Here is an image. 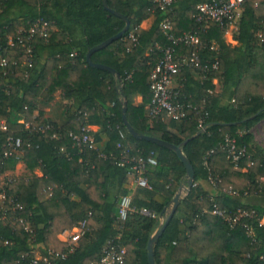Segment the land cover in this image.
<instances>
[{
	"label": "trees",
	"instance_id": "1",
	"mask_svg": "<svg viewBox=\"0 0 264 264\" xmlns=\"http://www.w3.org/2000/svg\"><path fill=\"white\" fill-rule=\"evenodd\" d=\"M199 2L178 1L165 13L152 12L151 0H106L109 9L129 20L130 28L91 54L90 60L113 69L117 78L88 65L85 59L89 49L125 25L104 9L102 0H0V60L6 62L0 66V120L11 135L22 140L21 161L31 172L0 183V191L6 189V201L0 204V264H30L35 246L43 248L41 257H47L50 264H91L108 241L125 249V264H148V241L159 227L158 217L165 220L176 193L186 187V170L174 151L127 132L121 119L124 103L127 121L137 134L175 146L188 140L181 149L192 166L193 185L154 244L155 264H264V227L257 222L264 217V207L243 202L248 197H264V150L250 132L264 121V83L255 94H236L243 77L256 65L255 51H264V0L243 5L233 34L236 45L225 41L215 23L200 26L194 22L192 15ZM165 16L177 36L198 30L204 45L199 52L201 62L218 61L216 70L205 73L201 67L187 66L175 76L179 100L190 106L180 121L147 116L149 71L160 56L155 46L167 44L159 29ZM39 18L57 31L51 30L47 40L34 38L28 56L26 43L17 40V31ZM148 19L151 26L142 29L141 23ZM130 32L135 42L127 39ZM212 43L217 54L209 50ZM214 80L233 95L231 105H220ZM57 90L63 101H71L61 125L37 109L40 100H48ZM136 97L141 98L138 105ZM200 119L204 130L198 134ZM86 125L98 127L90 132L98 151H80L73 145L70 134L80 136ZM7 134L0 131V176L14 171L20 160L17 154L4 157ZM225 135L245 148L238 170L223 147ZM119 143L130 147V156L152 157L156 162L145 172L150 189L136 187L131 196L132 206L155 213V219L139 214L118 217L120 201L130 188L128 165L119 166L109 157L119 158L123 149L117 148ZM209 151L212 154L205 165ZM98 152L108 158H100ZM36 169L41 176L33 174ZM211 179L214 192L206 193L197 183ZM228 190L236 195H229ZM213 204L228 215L254 211V218L243 219L252 226L253 235L240 227L230 228L208 213ZM81 220L86 221L84 233L68 251L58 236ZM49 251L65 255L55 257Z\"/></svg>",
	"mask_w": 264,
	"mask_h": 264
},
{
	"label": "built area",
	"instance_id": "2",
	"mask_svg": "<svg viewBox=\"0 0 264 264\" xmlns=\"http://www.w3.org/2000/svg\"><path fill=\"white\" fill-rule=\"evenodd\" d=\"M178 1H191V0H151L152 12L158 10L161 12H171L174 5ZM200 2L195 6V12L192 15L194 22L200 26H205L210 22L215 23L218 28L222 31L223 35L235 33L237 30V22L243 11V5L247 1L257 0H199ZM52 25L39 18L35 20L28 28H19L17 40L20 43H26L25 53L30 56L32 48L30 42L34 38L47 40L50 36ZM159 29L161 34L164 36L167 44L164 47L156 45V50L160 53L153 66L149 71V91L151 94V100L147 106V116L149 119H155L161 115H164L166 120L180 121L185 119L186 110L190 108L189 105L180 102V90L179 86H176L175 76L180 72L183 67H201L203 72L207 73L211 70H216L218 67V61L216 58L213 61L206 60L201 62L199 52L203 48V42L198 35V30L183 33L182 35H175L173 26L170 19L165 16L159 23ZM127 39L135 42L136 38L133 33L130 32ZM8 43L13 45L11 38L8 39ZM180 46L185 48H192L193 51L190 53L183 52ZM217 46L212 43L209 46V50L217 54ZM71 56H75L73 53ZM6 62L4 59L0 60V66L4 67ZM127 78H130L128 76ZM233 102V101H232ZM199 127L201 130L204 129L202 126V119L199 120ZM26 128L30 127V124L25 125ZM89 125L81 128V135H71L73 145L80 151L83 149L97 150V143L94 141L90 134ZM0 131L8 133L5 139V151L4 157L20 152L22 147V140L18 137H14L8 131L7 125L4 120H0ZM55 136L53 135V138ZM120 138L123 139L124 135L120 132ZM29 147V145L27 144ZM223 147L226 149L227 157L234 164V169L238 170V163L246 155L245 148L238 147L235 138L225 135ZM117 148H123L119 158H116L113 154H110L111 159L117 160L119 166L128 165L127 178L131 180V186L129 188V195L122 197L118 217L125 219L128 214H139L151 219L157 218V215L147 209H137L131 205V196L136 187H142L150 189L145 172L149 167L155 166L156 162L152 157L147 159L141 156H130V147L122 144H117ZM212 154V151L206 153L204 158V164L207 165V159ZM100 158H108L104 153L98 152ZM211 185L214 187L215 182L209 180ZM188 193L186 187L180 188V198H184ZM229 195H236V193L228 190L226 191ZM0 199L2 203L6 201V189L0 191ZM13 201H11L12 203ZM213 216L219 217L226 223L230 228L240 227L246 230L248 236L253 235V228L243 222V219H252L255 217L254 211H241L238 210L233 214H226L225 211L220 210L215 204L212 205V209L208 211ZM3 219V217H2ZM159 223L164 221L163 218L158 217ZM258 225L264 227V217L257 219ZM86 226V221L81 220L77 225L70 230V232H63L64 243L67 244L68 251H71L83 235ZM49 255L55 257H64L65 254L54 253L49 251ZM30 264H50L47 257L33 256ZM91 264H125V249L122 248L116 241H108L102 249L101 256Z\"/></svg>",
	"mask_w": 264,
	"mask_h": 264
},
{
	"label": "crops",
	"instance_id": "3",
	"mask_svg": "<svg viewBox=\"0 0 264 264\" xmlns=\"http://www.w3.org/2000/svg\"><path fill=\"white\" fill-rule=\"evenodd\" d=\"M152 20L148 19L144 22L141 23L140 27L142 29H148L151 26ZM53 32L57 31L56 27L52 25ZM233 34H228L224 35V39L227 43L231 45H236V43L233 41ZM255 58H256V65L254 69L250 70L241 80L239 86L237 87L236 94L238 96L244 95L246 93L249 94H255L259 91V86L264 83V51L261 50H256L255 51ZM53 65V64H51ZM52 76L54 75V68L52 70ZM215 85V93L221 95V106H229L232 104V101L234 99L233 95L229 92H224L223 88L220 83H218L216 80L212 82ZM137 98V103L136 105L141 103V98ZM135 98V99H136ZM71 105V101H63L61 99V92L56 91L52 94V96L48 100H40L37 103V109L38 111H41L44 113V117L46 119L51 120L52 122L61 125L64 122V116L66 112V108ZM38 111L34 112V116L37 115ZM23 120L20 119L19 123H21ZM261 123V122H260ZM259 123V124H260ZM258 125V124H257ZM256 125V126H257ZM89 129L91 132H96L98 130L97 126H91L89 125ZM251 134L253 135L254 141L256 142L255 139V134L253 133V128L251 129ZM18 158L20 159L19 162L17 163L14 171L11 172H5L4 174H1L0 176V183L9 178H21L25 176H30L31 172L27 171L21 161L22 158V153H17ZM33 174L36 176H41V173L38 169L33 171ZM129 185L131 186V180H128ZM197 184H199L202 189L206 193H213L214 192V187L211 185L209 181H200ZM243 202L249 205H255V206H261L264 207V197H248L244 198ZM2 203L0 199V204ZM171 210V208H170ZM170 210H168L170 212ZM70 232V231H66ZM63 233L58 236V239L63 242ZM42 247L40 246H35L33 249V255L34 256H41L42 253Z\"/></svg>",
	"mask_w": 264,
	"mask_h": 264
},
{
	"label": "water",
	"instance_id": "4",
	"mask_svg": "<svg viewBox=\"0 0 264 264\" xmlns=\"http://www.w3.org/2000/svg\"><path fill=\"white\" fill-rule=\"evenodd\" d=\"M102 4H103V7L106 11H108L109 13L113 14L114 16L116 17H119L120 19H122L124 21V28L119 32L117 33L116 35H114L113 37L107 39L106 41H104L103 43L89 49L86 53V62L88 63V65H91L95 68H98V69H101V70H105V71H108L110 72L111 74L115 75L117 78H119V75L117 74L116 71H114L113 69H110L106 66H103V65H99V64H93L90 60V56L91 54H93L94 52H97L99 50H102L104 49L105 47H107L108 45H110L111 43H113L114 41L120 39L130 28V22L129 20L121 15V14H118L117 12L109 9L107 7V4H106V0H102ZM125 103L123 104V109H122V124L124 125L125 129L127 130V132L134 138L136 139H143V140H146V141H149L151 143H154L158 146H162L166 149H169V150H172L176 153V155L178 156L179 160L182 162V164L184 165V168L186 170V180H187V184H186V188L187 190H189V188L192 187L193 185V181H194V178H193V169H192V166L190 164V162L186 159V157L183 155L182 153V146L185 145L188 140L184 141L181 145L179 146H175V145H172L170 143H167L165 141H162V140H159V139H156V138H152V137H146V136H142V135H139L137 134L133 129L132 127L130 126V124L128 123L127 121V118L125 116ZM204 129H202L201 131H199L198 134H200ZM180 189L178 190V192L176 193L173 201H172V207H171V210L170 212L168 213V215L166 216L165 220L162 222V223H159V227L157 228V230L152 234V236L150 237L149 241H148V244H147V261H148V264H155L154 262V244L155 242L158 240V238L162 235L163 231L165 230L167 224L169 223L170 219L172 218L173 214H174V211L179 203V200H180ZM160 218H162L160 216Z\"/></svg>",
	"mask_w": 264,
	"mask_h": 264
},
{
	"label": "rangeland",
	"instance_id": "5",
	"mask_svg": "<svg viewBox=\"0 0 264 264\" xmlns=\"http://www.w3.org/2000/svg\"><path fill=\"white\" fill-rule=\"evenodd\" d=\"M137 98L134 100V103H137ZM253 133L255 134L256 144L264 150V121H262L257 126L253 127ZM170 210V209H169ZM169 211L167 212V214Z\"/></svg>",
	"mask_w": 264,
	"mask_h": 264
}]
</instances>
